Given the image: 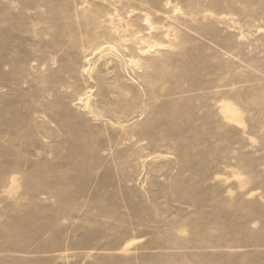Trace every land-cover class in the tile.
Masks as SVG:
<instances>
[{"label":"rangeland","instance_id":"rangeland-1","mask_svg":"<svg viewBox=\"0 0 264 264\" xmlns=\"http://www.w3.org/2000/svg\"><path fill=\"white\" fill-rule=\"evenodd\" d=\"M0 264H264V0H0Z\"/></svg>","mask_w":264,"mask_h":264},{"label":"bare ground","instance_id":"bare-ground-1","mask_svg":"<svg viewBox=\"0 0 264 264\" xmlns=\"http://www.w3.org/2000/svg\"><path fill=\"white\" fill-rule=\"evenodd\" d=\"M169 6H170V4H169ZM176 9H178V8H176ZM117 14H118V13H117ZM111 16H112V14H111ZM113 16H114V15H113ZM107 17H109V16H107ZM146 17H147V15H146ZM111 18H112V17H111ZM116 18H117V17H116ZM114 19H115V18H113L112 21H114ZM117 19H119V18H117ZM147 19H148V21H147V24H146V25L148 26V23H149V17H148ZM115 21H116V20H115ZM121 22H122V21H121ZM106 23H107V22H106ZM119 23H120V22H119ZM124 23H125V22H124ZM145 23H146V22H145ZM108 24H109V23H108ZM121 26L124 27L125 25H122V24H121ZM113 27H114V26H113ZM115 28H116V26H115ZM125 28H126V27H125ZM161 28H162V27L160 26V29H161ZM103 29H104V28H103ZM149 29H150V28H149ZM154 29H158V27H157V28H154ZM127 30H129V29H127ZM158 30H159V29H158ZM97 31H98V30H97ZM130 31H131V30H130ZM150 31H151V30H150ZM169 31H170V30H169ZM113 32H114V31H113ZM115 32H117L118 35H119V34L122 35V34H124L125 31H124L123 29L120 30V28L117 27V28L115 29ZM173 32H174V31H173ZM169 33H170V32H169ZM129 36H130V35H129ZM134 36H135V35H134ZM137 36H138V35H137ZM122 37H123V36H122ZM122 37H121V38H122ZM132 37H133V36H132ZM165 37H166V35H165ZM118 38H120V36H119ZM135 38H136V37H135ZM168 38H170V37H168ZM122 39H123V38H122ZM122 39H121V40H122ZM127 39H128V38H127ZM127 39H126V40H127ZM133 39H134V37H133ZM170 39H171V38H170ZM131 40H132V38H131V39L129 38V41H130V42H131ZM134 40H135V39H134ZM139 40H140V39H139ZM139 40H138V41H139ZM99 41H100V40H99ZM122 41H123V40H122ZM136 41H137V39H136ZM147 41H148V40H147ZM151 41H152V40H151ZM141 42H142V41H141ZM153 42H154V41H153ZM153 42H151V43H153ZM126 43H127V42H126ZM147 43H148V42H147ZM151 43H150V44H151ZM148 44H149V43H148ZM151 45H152V44H151ZM159 45H160V44H159ZM105 46H106L105 48H104V47H101L102 49H99V53L103 54L104 52H106V50H108V51H112V50H115V49H116L115 47H113V46H111V45H105ZM145 46H146V45H145ZM156 46H157V45H156ZM156 46H155V42H154V47H156ZM163 46H164V45H162V47H163ZM139 47H140V46H139ZM148 47H150V46H148ZM157 47H158V46H157ZM157 47H156V48H157ZM103 48H104V49H103ZM163 48H164V47H163ZM148 49L150 50V48H148ZM152 49H154V48H153V45H152ZM152 49H151V50H152ZM164 49H165V48H164ZM146 50H147V49H146ZM149 50H148V51H149ZM97 51H98V50H97ZM137 51H138V50H137ZM94 52H96V51H94ZM145 52H146V51H145ZM145 52H144V53H145ZM97 53H98V52H97ZM139 53H140V52H139ZM141 53H143V52H141ZM144 53H143V54H144ZM146 53H147V52H146ZM93 54H94V53H93ZM120 56H121V55H120ZM90 57H91V56H90ZM113 57H114V56H113ZM130 61H131V60H130ZM87 62H88V61H87ZM132 63H133V62H132ZM137 66H138V65H137ZM90 71H91V68L86 70L87 73H89ZM84 72H85V70H84ZM81 74H82V73H81ZM79 101H80V103H82V104L85 106V109H86L88 112L92 113V107H91V105H90L89 92L86 93L85 95L81 96L80 99H79ZM79 101H78V102H79ZM86 113H87V112H86ZM87 114H88V113H87ZM114 125H115V124H114Z\"/></svg>","mask_w":264,"mask_h":264}]
</instances>
